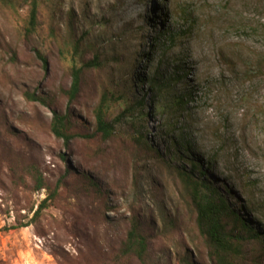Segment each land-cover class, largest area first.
Listing matches in <instances>:
<instances>
[{"label":"rangeland","instance_id":"obj_1","mask_svg":"<svg viewBox=\"0 0 264 264\" xmlns=\"http://www.w3.org/2000/svg\"><path fill=\"white\" fill-rule=\"evenodd\" d=\"M36 3L27 33L31 0L0 1V264H212L176 175L193 164L239 218L232 264H264V0ZM95 56L70 108L79 137L65 146L50 132L53 112L67 111L71 69ZM106 90L144 99L145 118H119L123 101L112 102L103 141L94 110ZM172 113L181 117L169 130ZM35 174L60 185L56 197L33 191ZM133 222L147 240L142 259L121 255Z\"/></svg>","mask_w":264,"mask_h":264},{"label":"trees","instance_id":"obj_2","mask_svg":"<svg viewBox=\"0 0 264 264\" xmlns=\"http://www.w3.org/2000/svg\"><path fill=\"white\" fill-rule=\"evenodd\" d=\"M3 3L13 7L19 0H0ZM29 12V29L27 33H31L36 25L37 16V3L36 0H31ZM69 23H71V17L69 18ZM81 40V39H80ZM77 41L74 45V51L77 53L80 50L81 41ZM171 42V40H170ZM163 46V44H161ZM100 66L98 57L95 56L93 60L88 61L82 65L80 68L73 67L71 69V84L69 89L64 92L67 98V111L66 113L53 112L52 120L50 123V132L57 139L61 140L65 146L68 145L70 141L79 137V134L75 132L77 122L74 120V115L71 113L70 108L77 100L82 83L83 71L98 68ZM150 84L152 87L156 84L154 78H151ZM154 89V88H153ZM32 101H41L46 103L45 100L35 98L33 96L29 97ZM116 101H123V110L120 113L119 118L132 115L135 111L137 113V120L140 123L144 122L145 116L141 112V108L144 105V99L139 101L129 100L128 95L124 90L115 93L110 90H106L101 94L99 104L94 110V120L95 128L94 134L100 135L103 141L110 139L113 136L114 128L111 123L107 121V113L110 109V104ZM170 102L178 111H183L187 105L186 100L183 96H174L170 98ZM180 114L176 113L169 114L167 117V128L170 130L171 124H176L180 121ZM132 128L135 129L134 125ZM94 136V135H93ZM86 139H91L92 136L85 137ZM144 135L137 133V137L134 141L137 145L141 146L145 151L152 152V148L147 146L145 143ZM156 153V152H155ZM161 159L157 154V159ZM164 162L163 159H161ZM193 171H185L184 169H176V175L183 185V188L187 191L188 197L191 200L196 218L195 226L198 234L203 239L206 250L208 252V259L212 264H232L230 261L231 254L240 255L241 251L238 246V242L242 239L240 235L233 234V230L239 228V218L235 216L234 212L230 210L225 199L220 196L216 190L211 189L205 181H202L199 177L195 175V170L197 166L193 164ZM201 176H204V172H200ZM35 181L34 192H40L43 189H47L49 197H56L57 190L60 185H56L54 190H50L48 186L44 183L41 176L32 175ZM199 178V179H198ZM46 201H43L41 206L34 212L33 219L36 220L42 211V207H45ZM33 221V220H32ZM11 226L9 228H3L1 232H8L10 230H17L22 228H27L32 223ZM232 224V228L229 229V225ZM242 227V226H241ZM240 229V228H239ZM257 234L250 233L249 238L258 239ZM147 250V240L146 237L141 233L139 225L136 222L132 223L131 230L128 232L126 241L121 249V255L123 257L136 256L142 259ZM257 256V255H256ZM260 259V258H259ZM182 264H195L188 257H183L179 259ZM251 264H255L257 258L251 256L249 257Z\"/></svg>","mask_w":264,"mask_h":264}]
</instances>
